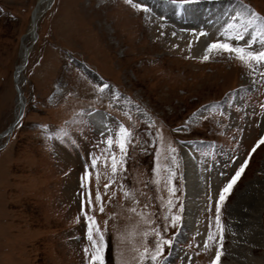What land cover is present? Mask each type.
Returning a JSON list of instances; mask_svg holds the SVG:
<instances>
[{"label":"rangeland","instance_id":"obj_1","mask_svg":"<svg viewBox=\"0 0 264 264\" xmlns=\"http://www.w3.org/2000/svg\"><path fill=\"white\" fill-rule=\"evenodd\" d=\"M228 1L220 18L210 15L207 27L189 29L183 36L176 26L187 23L143 0H54L40 18L35 38L29 30L38 0H0V134L15 121L20 96L15 71L22 64L24 43L30 48L19 80L27 101L23 118L12 133L0 136V264H88L87 223L81 212L85 164L92 172L93 202L98 189L104 203L103 212L88 210L106 228L105 264H137L140 234L153 227L172 241L164 245L162 264H210L217 247L219 264H230L228 252L238 244L228 226L229 204L248 181L262 175L264 144L250 157L249 152L264 135V78L259 74L264 68L253 77L227 53L199 57L207 43L220 38V28L240 3L264 14V0ZM139 3L147 9L134 6ZM168 20L173 21L169 32ZM202 37L206 46L198 49ZM100 81L111 89L100 93ZM113 90L121 94L118 103L112 100ZM93 108L112 119L114 139L120 123L131 130L126 160L115 144L105 151L106 135L90 118L98 112ZM201 111L204 117L195 118ZM187 141L201 144L187 143L198 145L193 158L207 181L202 175V187L193 196L195 224L190 221L178 238L187 197L181 144ZM113 151L123 167L118 165L105 191L113 176L107 159ZM93 156L99 157L95 168ZM245 158L248 165L221 204V242L216 199ZM121 185L132 195L125 196ZM169 186L175 189L171 194ZM132 207L136 213L129 211ZM173 214L179 216L176 223ZM210 229L215 240L205 247ZM154 241V235L148 238L150 245ZM253 250L264 264V246Z\"/></svg>","mask_w":264,"mask_h":264},{"label":"snow or ice","instance_id":"obj_2","mask_svg":"<svg viewBox=\"0 0 264 264\" xmlns=\"http://www.w3.org/2000/svg\"><path fill=\"white\" fill-rule=\"evenodd\" d=\"M174 4L185 5L189 3V0H172ZM136 7L147 9V5L144 3H139L134 5ZM195 32V29H193ZM173 35H175L173 33ZM201 36L206 35L205 32L200 33ZM220 38L214 39L211 42L207 43L206 48L203 51V54L199 57L201 60L210 59L211 55L214 52L227 53L241 64H243L248 70L251 71V75L255 77L257 75L258 69L264 68V14L254 9L250 4L240 3L235 10V14L228 19L226 23L220 28L218 33ZM191 44H189V47ZM262 78H264V71L259 73ZM96 89L103 93L106 89H111V85L105 84L103 81L98 82ZM112 100L114 102H119L120 93L113 90ZM260 107L264 109V104H261ZM82 111V110H81ZM93 112L96 111L95 108L92 109ZM105 131L108 133L103 142L106 144L107 149L111 148L114 144L118 147L120 157L126 160L127 156V146L130 141L132 132L131 130L123 123H120L118 128L115 131V139L112 134L111 128H105ZM61 134H66L63 128L59 129ZM161 135V133H157ZM101 136H104V133H101ZM264 144V135L253 145L252 150L249 152V157L252 152L256 150V147ZM169 151H175L169 146ZM157 157L160 155L159 149L156 153ZM99 157L93 156L91 159V167L95 168L97 166ZM111 161V172L112 177L109 178L108 183L104 185L105 191L108 190L109 184L113 183V178L115 173L118 171V165L123 167L121 160L117 158L116 152H111L107 157ZM235 160V156L232 157ZM175 161V157H173ZM249 163V159L245 158L242 163L239 164V167L235 169V172L230 175V178L226 179L222 188L219 189L218 198L216 199L215 210V227L219 232V240L223 241V224L221 222V204L227 198V195L232 191L233 186L237 182L238 178L241 176L246 166ZM160 167L157 164V168L153 169L155 172ZM172 170L169 168V173ZM99 172L96 173L97 182L99 181ZM223 175V173H222ZM91 178L92 172L88 164H85V171L81 176L82 187H86V192L82 193L81 200V212L87 223L86 237L89 242L85 246V254L89 257L88 264H105L104 251L106 248V237L105 231L101 229L98 224L95 215L90 214L88 209H97L101 212L104 211V203L100 191L97 189L95 193L94 200L97 203L93 202V195L91 191ZM88 182L85 184V182ZM167 184H171V175L167 178ZM121 188L124 190L125 196L132 195L130 190L124 189V186L121 185ZM168 191L171 194L175 191L174 187L169 186ZM134 200V197H133ZM135 203V200H134ZM168 206L171 207L172 198L171 195L168 200ZM147 207V205H145ZM130 212L136 213V208L132 207L129 209ZM138 215H143V213H137ZM179 220L178 215H171V222L176 223ZM147 223L151 224V220H147ZM135 233H133L134 235ZM141 245L137 249V264H162L161 254L164 251V245H171V239H167L162 235V232L159 228L153 227L143 231L141 234ZM155 236L154 245L148 243V238L150 236ZM215 236L213 231L210 229L208 231V238L204 241V246H209V241H214ZM221 256V249L217 247L215 256L210 260V264H219V259Z\"/></svg>","mask_w":264,"mask_h":264},{"label":"bare ground","instance_id":"obj_3","mask_svg":"<svg viewBox=\"0 0 264 264\" xmlns=\"http://www.w3.org/2000/svg\"><path fill=\"white\" fill-rule=\"evenodd\" d=\"M53 1L54 0H39L38 6L36 8L37 10L34 11L31 19L30 30H29L30 34L33 33L35 26L36 28L38 27L39 20L41 16L44 14L43 12H46L48 9H50V7L53 4ZM143 1L146 2L148 5H151L155 9L156 8L161 9L163 7L166 10H172L173 8L172 11H179V12H185L191 14L192 20H188L186 22L188 25L184 26L178 24L176 26L177 27L176 31L178 33L183 34V36L187 34L189 29L192 28L198 29L199 24L206 23L209 20L210 15L214 16L222 13L223 8H225L229 2L228 0L202 1V2L196 1V2H189L185 5H179V4H174L173 2H170L168 0H143ZM168 13L169 12H167V14ZM166 23L169 32L172 27L171 23H173V21L168 20ZM99 38H103V36ZM204 40H205L204 37L200 38L198 43L199 44L198 49L205 48L206 45L204 43ZM28 53H30L29 48H27L24 43L22 49V64L25 62L26 54ZM22 64H20L16 68L15 77H17V75L23 70ZM243 80L246 81L248 80V78L244 76ZM21 112H22V103L21 100L19 99L15 119L20 115ZM205 114L206 113L204 111H201L195 116V118L197 117L198 119V117L199 118L204 117L203 115ZM90 118L93 120V122H98V121L104 122L106 120L105 117L102 115V112L100 111L91 114ZM263 127H264V122H263ZM196 148H198V145L195 144L181 145V151L184 160V179H185V189H186L187 197L183 204V218L181 222V227L179 228V231L177 233L178 238H180V236L183 234L182 232L187 228V225L189 224L190 221H191V225L195 224L196 222L194 220V214L196 213L198 204L194 201L193 196L196 197L198 196L199 189L202 187L203 184L202 175L205 174L204 171L202 172L199 169L200 167H198L199 161L197 162V160L195 161L193 158L194 157L193 152L194 151L197 152ZM261 172L262 175H258L256 176V178L252 179L251 181H248L246 186L238 191L237 198L232 203L229 204L228 215L230 220L228 221V226L233 233L232 235L233 242L235 244H238L237 248L234 249L232 248L233 250L228 252L231 258V261L229 262L230 264H262V261L260 260L261 258L259 259L258 257L259 259L258 260L257 258L253 257V253H254L253 249L254 247L257 248L264 246V227L262 224L263 214H264V160H263V166L261 168ZM203 179L207 181L206 174L204 175ZM174 252H172V256L174 255ZM172 256L170 259L173 258Z\"/></svg>","mask_w":264,"mask_h":264},{"label":"water","instance_id":"obj_4","mask_svg":"<svg viewBox=\"0 0 264 264\" xmlns=\"http://www.w3.org/2000/svg\"><path fill=\"white\" fill-rule=\"evenodd\" d=\"M34 31H35V33H36V26H35V28H34ZM11 129H9L7 132H9Z\"/></svg>","mask_w":264,"mask_h":264}]
</instances>
